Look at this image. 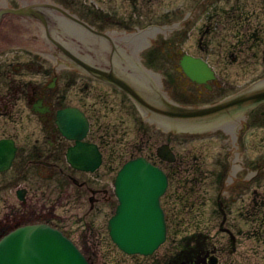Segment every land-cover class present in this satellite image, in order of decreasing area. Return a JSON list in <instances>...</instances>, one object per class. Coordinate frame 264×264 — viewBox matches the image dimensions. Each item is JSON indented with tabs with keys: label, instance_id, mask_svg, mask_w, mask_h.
<instances>
[{
	"label": "rangeland",
	"instance_id": "1",
	"mask_svg": "<svg viewBox=\"0 0 264 264\" xmlns=\"http://www.w3.org/2000/svg\"><path fill=\"white\" fill-rule=\"evenodd\" d=\"M112 1L117 6L113 15L121 16L127 23L134 8L136 16L144 19V22H161L165 12L171 17L169 21L181 19L192 8L191 15L180 30V36L175 34L182 40L183 48L204 54L213 65L219 63L220 66L224 60L228 70L227 80L232 82L234 88L264 77V0H237V8L245 11L243 14L236 12L242 18H235L229 23L224 21L225 25L218 24L217 29L210 26V31L205 30V23L213 13L209 6H227V0H203L202 3L199 0ZM194 6H197L196 10ZM243 17L247 18L246 22L250 25L256 24L251 25L254 29L251 38L243 36L238 29L245 21ZM200 38L205 41L208 39V46L199 49L197 42ZM221 48L222 52H219ZM131 78L142 82L141 79ZM117 91L110 93L115 94L119 102L109 97L106 106H101L104 126L102 129H94V134L101 135L102 142L106 143L103 156L105 167L102 165L100 169H104L103 181L106 180L110 199L104 206L102 216L98 218L94 216L93 210L82 214L89 207L87 201L79 202L72 212L67 210L64 213L57 209L61 212L58 218L64 219L58 225L77 244L86 247L92 264H190L185 261L191 259L201 263V254L208 247L216 256L214 264H264V202L259 200L264 199V129L257 121L264 114H261L260 109L252 112L248 127L241 133L240 139L234 140L231 133L235 130L228 126L201 131L182 130L180 128L183 125L177 126L164 117H158L160 122L157 120L154 123L151 117L141 114L136 101L127 96L125 90L127 95ZM171 96L174 99V94ZM23 110L29 116L26 104H23ZM18 112L19 118L21 108ZM18 118L13 120L0 115V134L5 132L14 135L20 146L24 145V140L31 145L28 138L33 142V138L39 134L34 132L38 125L35 121H27L26 125ZM165 141L176 153L173 162L156 161L169 176L168 186L161 196L168 220V238L152 255L124 253L110 240L106 226L116 203L113 177L121 162L139 152L138 149L141 150L140 154L151 155L157 160L155 147ZM235 150L238 151L237 157H234ZM113 152L115 156H112ZM115 160L116 163H112ZM62 163L66 164V161L62 159ZM13 169L14 166L0 170V196L6 200L5 203L0 201V213L11 212L10 224L14 214L25 210L27 202L34 203L35 183L55 187L61 179L64 185L69 182L66 176L61 178L57 170L58 174L53 170V175L45 178L36 171L34 165L26 168V174H18ZM92 174L95 175L96 171ZM94 181L99 182V179ZM19 187H25L27 191L24 203L19 202L15 194ZM60 187L58 184L51 191L57 192ZM45 200L50 202L51 198ZM72 215H75L73 221ZM85 224L89 225V229L86 227L84 230Z\"/></svg>",
	"mask_w": 264,
	"mask_h": 264
},
{
	"label": "flooded vegetation",
	"instance_id": "2",
	"mask_svg": "<svg viewBox=\"0 0 264 264\" xmlns=\"http://www.w3.org/2000/svg\"><path fill=\"white\" fill-rule=\"evenodd\" d=\"M6 1L12 6L19 4L18 0ZM56 1L68 9L56 36L50 60L24 46H8L0 50V115L15 120L21 108V116L18 119L26 125L27 121H35L38 127L34 129V132H39V134L33 138V142L28 138L31 145L24 140V145L20 146L14 135L5 132L0 134V139L11 140L16 146L8 168L14 166L15 172L24 174L26 168L34 165L37 167L36 171L43 177H51L53 170L55 173L57 170L61 178L66 176L69 182L68 186L64 185V180L61 179L55 187L51 184L38 185L35 183L34 203L27 202L25 210L13 215L14 220L11 224L9 222L11 212L2 211L0 213V235L15 225L29 221H45L58 227L64 219L58 218L61 212L57 209H61L64 213L67 210L72 212L75 211L79 202L85 203L84 201L89 202V207L84 209L82 214L93 210L96 218L99 215L102 216L104 206L110 199L106 180L103 181L104 169H100L102 165L105 167L103 156H105L106 143L102 142L101 135L97 137L94 134V129H102L104 126L101 106H106L109 97L119 102V98L110 92L119 90L126 95L127 93L101 75L112 71L111 75L120 76L123 80H129L133 76L140 77L144 83L140 88L147 93L151 92L149 83L156 80L159 87L158 92H164L172 100L188 105L212 103L241 88H234L232 82L227 80L228 70L224 60L220 66L219 63L213 65L204 54L190 52L183 48L182 40L175 36V34L180 36V30L191 15L192 8L181 19L169 21L170 16H167L169 13L165 12L161 16L163 17L161 22H144V19L136 16L137 11L134 6L127 23L122 20L121 16L113 15L117 6L112 0L106 2L105 0H97V2L90 0ZM202 2L203 0H199V3ZM227 2L228 5L223 7L209 6L213 13L205 23L206 31L208 29L210 31V26L217 29L218 24L225 25L224 21L229 23L235 18H242L236 12L243 14L245 11L237 8V0H227ZM6 6L8 5L0 1V8ZM193 9L196 10L197 6ZM151 14L156 13L151 12ZM246 19L243 17L245 21L238 29L242 31L243 36L251 38L254 30L251 25L256 24L250 25ZM253 27L256 30L259 29L256 26ZM143 42H145L144 45ZM208 44V39L205 41L200 38L197 42L199 49ZM222 49L219 52H222ZM112 50L117 54L111 55ZM185 53L204 59L213 69V77L204 81L192 79L180 63ZM139 72L148 73V75ZM227 88L229 90L224 93ZM172 94H174V99ZM23 104L28 107L29 116L23 110ZM66 106L77 107L86 117L88 127L81 139L94 142L100 152V164L93 171L77 168L66 159L67 147L74 143V139L67 138L56 123L57 110ZM136 107L138 108V105ZM258 109L261 114H264V102L256 107L253 106L243 114L227 119L230 121L226 122V126L235 130L231 133L232 135L230 134L234 140L240 139L241 133L249 125V117L252 116L254 110ZM257 121L264 129V116ZM239 126L240 129H238ZM144 144L148 145L147 142ZM233 145L237 146L235 143ZM138 151L141 150L138 149ZM139 152L133 155L140 154ZM234 154V157H237L238 151L235 150ZM142 155L153 161L164 162L156 160V157L153 158L151 155L143 153ZM112 156H115L114 152ZM62 159L66 161V164L62 163ZM95 171L96 174L93 175ZM257 171L258 169L255 173ZM95 179H99V182L94 181ZM58 184L61 185L60 189L57 192L51 191L55 190ZM18 189H21V198L18 197ZM26 192L25 187L15 190L19 202L24 203ZM46 198H51L50 202L46 201ZM1 200L6 202L2 196H0ZM259 200L264 202V199ZM74 217L75 215H72L71 221ZM166 223L168 225L167 218ZM86 227L89 229L88 224L84 225V230ZM200 259L203 260L202 256Z\"/></svg>",
	"mask_w": 264,
	"mask_h": 264
},
{
	"label": "water",
	"instance_id": "3",
	"mask_svg": "<svg viewBox=\"0 0 264 264\" xmlns=\"http://www.w3.org/2000/svg\"><path fill=\"white\" fill-rule=\"evenodd\" d=\"M0 10V50L4 47L24 46L50 60L56 36L68 7L56 0H18L17 6ZM184 70L196 80H204L212 71L200 58L185 55L181 61ZM107 77L109 74H104ZM112 81L113 78L108 76ZM114 82L135 97L152 115L164 117L177 126L211 123L224 119L231 112H242L264 101V78L249 84L242 91L214 104L183 106L156 93L151 100L139 94L134 87L117 78ZM74 109L59 110L58 124L69 137H80L85 125ZM181 122V123H180ZM81 125V128H80ZM79 126V128H78ZM81 133V134H82ZM91 147V146H90ZM15 147L11 140H0V169L10 163ZM76 141L68 147V160L80 168H94L99 154L92 144ZM157 153L168 159L173 153L166 144ZM163 170L138 156L126 161L115 178V191L119 199L114 214L108 220L112 240L125 252L151 253L165 237L164 214L159 195L166 186ZM0 264H90L85 255L60 230L45 223L17 226L0 238Z\"/></svg>",
	"mask_w": 264,
	"mask_h": 264
},
{
	"label": "bare ground",
	"instance_id": "4",
	"mask_svg": "<svg viewBox=\"0 0 264 264\" xmlns=\"http://www.w3.org/2000/svg\"><path fill=\"white\" fill-rule=\"evenodd\" d=\"M145 34H147V33H145ZM136 35H138V34H136ZM138 36H139V35H138ZM144 36H145V35H144ZM150 36H151V35H150ZM122 37H123V36H122ZM126 37H127V36H126ZM126 37H123V38H126ZM132 37H133V36H132ZM130 38H131V37H130ZM138 38H139V37H138ZM145 38H146V36H145ZM116 39H117V38H116ZM118 39H119V38H118ZM136 39H137V38H136ZM121 40H122V39H121ZM127 41H128V40H127ZM127 41H126V42H127ZM138 42H139V41H138ZM144 43H145V42H143V45H144ZM136 44L138 45V43H136ZM133 49H134V48H133Z\"/></svg>",
	"mask_w": 264,
	"mask_h": 264
}]
</instances>
